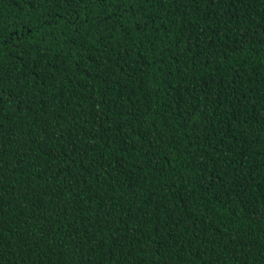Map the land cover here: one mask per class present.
Returning a JSON list of instances; mask_svg holds the SVG:
<instances>
[{
  "label": "trees",
  "instance_id": "obj_1",
  "mask_svg": "<svg viewBox=\"0 0 264 264\" xmlns=\"http://www.w3.org/2000/svg\"><path fill=\"white\" fill-rule=\"evenodd\" d=\"M37 7L0 0L5 36L59 19L47 85L0 54V264H264V0H143V40H100L128 8Z\"/></svg>",
  "mask_w": 264,
  "mask_h": 264
},
{
  "label": "snow or ice",
  "instance_id": "obj_2",
  "mask_svg": "<svg viewBox=\"0 0 264 264\" xmlns=\"http://www.w3.org/2000/svg\"><path fill=\"white\" fill-rule=\"evenodd\" d=\"M25 2L29 3L30 6L34 8L35 11H39L37 5L40 4V0H25ZM54 0H47V7H51V4ZM65 2H70V0H65ZM143 0H88V7L91 9L95 7L97 4H104L108 6L111 4L112 6L116 7L117 9L120 8H128V10L132 13L134 19L130 20L128 23L120 24L119 18H117V25L113 26H106V27H99V37L100 40L106 41L108 37L104 35L105 32H112V31H121L122 38L131 37L133 33L139 31L143 33L141 39L147 38V24L149 21L144 19H138L139 12L136 11V7L138 3H142ZM130 5V7H129ZM75 15H78L75 14ZM75 15L70 17L67 20V24L72 32V35L68 36L67 40H63L60 38H56L55 42L58 46H61L62 52H67L69 56H72L74 53H78V51L84 47V41L81 37V32L83 31V23L72 24V20L75 19ZM91 15V13H90ZM60 19H64V17H60ZM59 25V19L53 15L52 20L49 24H32L31 22H25L23 26V32L18 30H13L8 36L4 35V29H0V54H2L5 50L12 51L13 49H18L19 53L17 55V59L21 58L23 55L32 56L33 52H36L42 58L43 53L46 51V47L48 45L47 39L37 40L35 37V33L42 32L44 28L50 29L49 35L52 37H56V30L52 28V25ZM143 24V26H141ZM93 27H98L97 25H93ZM89 34H91V29L88 30ZM64 35H68L64 33ZM9 41L11 45L9 46ZM50 50V49H47ZM90 50V49H88ZM59 58V57H58ZM33 62L35 63V67L29 70L27 79L30 80H41L40 86L47 85V76L41 77L40 72L38 69L40 68V60L37 59L35 56H32ZM61 66L56 69V71H64L69 72L70 74H76L78 72H82L83 69L78 67L79 61L73 58L72 67H65L64 61H60ZM51 67V65H48ZM4 76L3 72V65L0 64V82H2ZM5 103L3 95H0V106Z\"/></svg>",
  "mask_w": 264,
  "mask_h": 264
}]
</instances>
